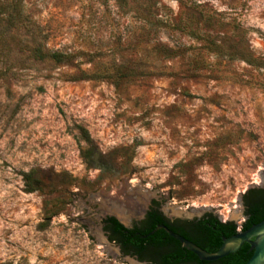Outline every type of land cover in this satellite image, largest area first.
I'll use <instances>...</instances> for the list:
<instances>
[{
	"label": "rangeland",
	"instance_id": "obj_1",
	"mask_svg": "<svg viewBox=\"0 0 264 264\" xmlns=\"http://www.w3.org/2000/svg\"><path fill=\"white\" fill-rule=\"evenodd\" d=\"M159 1L151 26L113 0H0L27 19L0 37V264H132L104 200L125 226L153 205L242 224L264 180V0ZM31 32L73 66L35 62ZM31 170L55 187L28 192Z\"/></svg>",
	"mask_w": 264,
	"mask_h": 264
},
{
	"label": "flooded vegetation",
	"instance_id": "obj_2",
	"mask_svg": "<svg viewBox=\"0 0 264 264\" xmlns=\"http://www.w3.org/2000/svg\"><path fill=\"white\" fill-rule=\"evenodd\" d=\"M263 189L264 180L263 184L259 187L247 188L243 194L244 204H247L249 201L253 203L258 202L262 195L260 190ZM242 207V224L237 226L234 233L227 235H225L228 232L227 229L212 227L210 219L216 218L219 224H224L229 221H221L210 213H206L193 220L170 219L157 210L154 205L146 208L140 213L141 215L138 214L140 217H137L127 227L123 226L114 217L108 216L102 221V231L109 244L117 251V255L125 258L129 262L139 264H197V262L191 261L192 253L183 248L181 243L170 233L178 236L181 235L205 251L213 250L215 252L220 247L222 238L229 237L232 234L247 229H244L243 225H248L250 215L246 213L248 209L247 205ZM108 219H114L123 229L114 231L115 226ZM157 226H164L165 229L159 228L154 231ZM107 227L111 228L106 229ZM212 235L216 241H220L218 244V241L214 242L210 239ZM206 263L219 264L217 260Z\"/></svg>",
	"mask_w": 264,
	"mask_h": 264
},
{
	"label": "trees",
	"instance_id": "obj_3",
	"mask_svg": "<svg viewBox=\"0 0 264 264\" xmlns=\"http://www.w3.org/2000/svg\"><path fill=\"white\" fill-rule=\"evenodd\" d=\"M115 6L117 7L118 11L121 14H133L143 25L149 24L151 26H159L161 24L167 23V19L164 18L165 16L161 12L163 6L161 5L159 0H113ZM4 21L5 24H0L1 31L0 37L8 36L12 37V33L17 31L21 28L24 22H27L26 16L23 15L21 7L17 5H3L0 6V22ZM33 26V24H32ZM31 42L35 45L29 49V54L31 58L38 63H52L57 65H65V66H73L74 64V55L69 54L67 52H62L58 50H48L45 48V44L39 42L37 40V35L33 32L30 34ZM160 48L161 53L167 59H174L178 56L179 52L176 49L169 48L167 46H163L161 44H157ZM94 75L89 74V72L78 70L77 74L73 79V81L82 80V79H94ZM101 78L110 79L111 76H98ZM82 137L85 142H90L91 138L89 134L82 130ZM35 171L31 170L28 173L23 174V179L25 182L26 190L28 192L32 191H43L46 189H53L55 185L50 182H38L34 179ZM36 181V184L35 182ZM262 192L261 199L258 202H251L249 201L247 204L243 202V195H241V205L248 207L246 213L250 215V219L248 221V225L244 224L243 228H248L253 223H258L264 219V189L260 190ZM115 226L114 231L118 229H123L121 225H119L114 219H108ZM107 222V221H104ZM212 223V227H221L224 230H228L225 234H231L235 232L237 225L232 222H227L224 224H219L216 218L210 219ZM215 225V226H214ZM107 227L106 229H108ZM111 228V227H110ZM109 228V229H110ZM113 232V231H112ZM112 239V238H110ZM212 241H216L215 237L212 235L210 236ZM218 241V240H217ZM216 241V242H217ZM220 241L217 242V244ZM207 252H214L213 250H206ZM251 256V252H249L248 244H243L241 248L233 253L229 254L226 257H223L217 260L219 264H245V262ZM191 261L197 262V264H207L206 262H199V260L191 254Z\"/></svg>",
	"mask_w": 264,
	"mask_h": 264
},
{
	"label": "water",
	"instance_id": "obj_4",
	"mask_svg": "<svg viewBox=\"0 0 264 264\" xmlns=\"http://www.w3.org/2000/svg\"><path fill=\"white\" fill-rule=\"evenodd\" d=\"M113 200L103 201L101 207L103 208V214L118 218V212L112 210ZM116 202V201H115ZM119 204L118 202H116ZM124 221V220H123ZM122 224V223H121ZM125 226L124 224H122ZM127 227V226H125ZM159 228H164V226H157L154 231ZM153 231V232H154ZM176 240L181 243V246L185 248L187 251L191 252L199 261L203 262H212L219 260L223 257H226L229 254H233L237 252L243 244H248L249 252H251V256L245 262V264H264V219L258 223L251 225L249 228L237 232L236 234H232L229 237L222 238V243L217 251L210 253L207 252L194 243L186 240L181 235H174L170 233ZM132 264H139L135 262H131Z\"/></svg>",
	"mask_w": 264,
	"mask_h": 264
},
{
	"label": "bare ground",
	"instance_id": "obj_5",
	"mask_svg": "<svg viewBox=\"0 0 264 264\" xmlns=\"http://www.w3.org/2000/svg\"><path fill=\"white\" fill-rule=\"evenodd\" d=\"M111 204H112V207H113L112 210H114L115 212H118V213L122 212V211L117 209V205H119V204H117L115 202H112ZM125 211H126V214H128V215L131 213L129 210H125Z\"/></svg>",
	"mask_w": 264,
	"mask_h": 264
}]
</instances>
